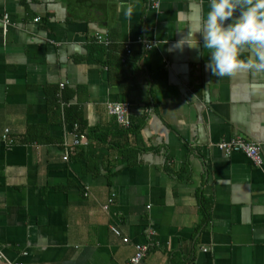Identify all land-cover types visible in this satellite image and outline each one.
Here are the masks:
<instances>
[{
    "label": "crops",
    "instance_id": "crops-1",
    "mask_svg": "<svg viewBox=\"0 0 264 264\" xmlns=\"http://www.w3.org/2000/svg\"><path fill=\"white\" fill-rule=\"evenodd\" d=\"M156 2L0 0V264H127L140 244L139 264H264V71L213 76L183 40L210 0ZM116 102L145 118L135 136ZM234 138L263 164L217 149Z\"/></svg>",
    "mask_w": 264,
    "mask_h": 264
},
{
    "label": "clouds",
    "instance_id": "clouds-1",
    "mask_svg": "<svg viewBox=\"0 0 264 264\" xmlns=\"http://www.w3.org/2000/svg\"><path fill=\"white\" fill-rule=\"evenodd\" d=\"M121 10L129 18L134 12L131 4ZM185 39L193 42L194 46L187 44L189 47L208 51L205 67L213 76L231 77L241 70L264 71V0H210L197 30H189ZM244 48L255 51L254 59L241 58Z\"/></svg>",
    "mask_w": 264,
    "mask_h": 264
},
{
    "label": "built area",
    "instance_id": "built-area-1",
    "mask_svg": "<svg viewBox=\"0 0 264 264\" xmlns=\"http://www.w3.org/2000/svg\"><path fill=\"white\" fill-rule=\"evenodd\" d=\"M152 7H157L156 0H149ZM38 19H35L34 22H37ZM146 48L149 49L150 46L146 45ZM126 54H130L129 46L125 47ZM64 85L60 84V88L63 89ZM107 113L110 117H112L119 128L121 129H129L131 125V106L127 102H116V103H108L106 106ZM74 140L73 145L80 144V137L78 134V127L74 125ZM78 135V136H77ZM1 139L5 142H9L8 140V130H5ZM217 149L222 152L226 156H230L233 154H242L246 159H248L255 167H260L263 164V159L261 155L260 147L252 142H248L243 140L242 138H234L228 141H222L217 146ZM64 161L68 160V156L63 157ZM107 208V207H106ZM112 233L121 238L123 243H128L127 238H123L120 231L116 228H111ZM149 251V245L140 244L135 246L134 254L129 259L127 264H139L146 256Z\"/></svg>",
    "mask_w": 264,
    "mask_h": 264
},
{
    "label": "trees",
    "instance_id": "trees-1",
    "mask_svg": "<svg viewBox=\"0 0 264 264\" xmlns=\"http://www.w3.org/2000/svg\"><path fill=\"white\" fill-rule=\"evenodd\" d=\"M96 46V45H94ZM98 47V46H96ZM100 48V47H98ZM99 57H102V56H99ZM106 65V63H105ZM54 93H53V96H52V104L50 103V109L51 107L54 109V115H56L59 119H61L60 121L66 125H69L71 127H73L74 125H77L78 127V132H80L81 134H83L86 130V125H85V120H84V117H83V114L81 111H78L76 108L74 107H68V108H65L63 110V115L62 117L60 116L61 115V111H60V101L61 102H69V98H70V94L68 93V91H61L59 92V89L58 87H54ZM61 94V98H59ZM144 117H138L136 119H132L131 117V125H130V128L129 129H126V130H122L120 128L117 127L116 125V129L118 132L120 133H124L126 135L125 132L127 133H132L134 134L135 136V132L133 133V130L136 129L137 130H140L141 127L144 125ZM97 131H94L93 132V136L95 140H98V141H101L99 140V135H97L96 133ZM87 136L89 137L90 134L88 133ZM28 141H31V140H28ZM103 141V140H102ZM125 150H127V152H131L130 149L128 150L126 147H125ZM205 214V212H204Z\"/></svg>",
    "mask_w": 264,
    "mask_h": 264
}]
</instances>
